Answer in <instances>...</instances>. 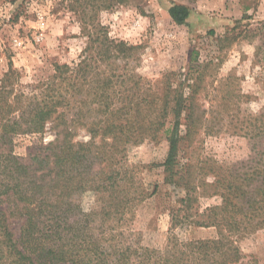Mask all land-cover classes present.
Wrapping results in <instances>:
<instances>
[{
    "label": "trees",
    "instance_id": "16d2710c",
    "mask_svg": "<svg viewBox=\"0 0 264 264\" xmlns=\"http://www.w3.org/2000/svg\"><path fill=\"white\" fill-rule=\"evenodd\" d=\"M16 2L0 0V7ZM60 3L77 16L86 39L77 60L54 63L52 74L23 83L7 55L0 77V264H258L237 241L264 229V107L240 119L238 106L222 98L216 116H206L199 96L212 63L197 62L192 51L182 73L143 83L127 70L137 61L138 47L111 37L97 19L98 12L126 0ZM190 12L184 4L168 8L178 26L186 24ZM237 28L229 30L234 39L256 35L247 23L234 34ZM261 42L255 58L260 54L257 63L264 64V33ZM213 118L248 138L246 161L196 166L186 155L201 132L214 133ZM48 126L54 141L37 146L27 158L14 153L16 136L42 135ZM79 129L89 142L74 141ZM160 134L167 143L163 180L182 195L170 214L166 246L154 249L123 228L147 194L135 189L122 161L130 146ZM86 192L94 193L97 203L88 211L80 205ZM212 197L220 203L200 210L199 200ZM191 226L215 228L216 236L181 240L174 233Z\"/></svg>",
    "mask_w": 264,
    "mask_h": 264
},
{
    "label": "rangeland",
    "instance_id": "374dc122",
    "mask_svg": "<svg viewBox=\"0 0 264 264\" xmlns=\"http://www.w3.org/2000/svg\"><path fill=\"white\" fill-rule=\"evenodd\" d=\"M61 0H17L14 5L0 7V77L6 70L7 55L21 74V82L30 83L52 74V64L75 62L86 45L81 35L77 16L61 5ZM184 4L190 9L185 25L178 26L168 15L171 4ZM20 15L10 20L16 7ZM15 14V13H14ZM13 14V15H14ZM98 21L108 28L109 35L129 45L137 46V61L127 70L133 71L145 83H154L167 74L182 73L189 65L192 51L198 53L197 62L212 63L204 79V90L199 103L207 110L206 116L221 109L224 98L238 106V117L257 113L264 107V64L255 58L264 33V0H126L124 5L109 11H100ZM249 24L255 36L234 39L230 29ZM263 25L259 30V26ZM258 29V30H256ZM229 32V33H228ZM230 97H229V96ZM239 99L237 100V97ZM229 98V99H228ZM229 103V102H228ZM234 109V108H232ZM214 133H200L186 155L196 166L244 162L250 155L251 143L229 124L211 120ZM220 121V120H219ZM50 126L42 135L23 134L14 139V153L27 158L37 146L54 141ZM74 141L89 142L86 131H76ZM167 143L160 134L155 140L147 139L130 146L123 165L127 177L135 181L146 197L135 204L124 229L138 236L142 246L163 249L170 235V214L178 207L176 199L182 194L164 182L162 163ZM210 182L212 176H205ZM131 192H134V186ZM96 197L86 192L80 198L84 211L95 208ZM220 203L218 197L199 200L200 210ZM17 233V227L14 229ZM181 240L211 239L215 228L188 227L175 230ZM241 252L254 256L264 264V229L237 241Z\"/></svg>",
    "mask_w": 264,
    "mask_h": 264
}]
</instances>
